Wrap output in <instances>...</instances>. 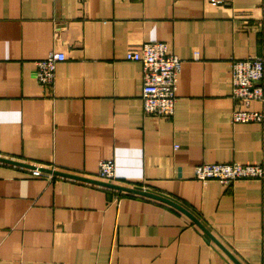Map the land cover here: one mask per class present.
Returning a JSON list of instances; mask_svg holds the SVG:
<instances>
[{
  "label": "crops",
  "instance_id": "0c3cea01",
  "mask_svg": "<svg viewBox=\"0 0 264 264\" xmlns=\"http://www.w3.org/2000/svg\"><path fill=\"white\" fill-rule=\"evenodd\" d=\"M264 0H0V156L167 196L242 263L264 264V178L195 177L205 162L264 166L263 121L233 122L232 58L264 54ZM182 59L175 112L146 114L143 66ZM63 52L49 88L37 62ZM0 160V264H238L174 206ZM98 179V178H97Z\"/></svg>",
  "mask_w": 264,
  "mask_h": 264
},
{
  "label": "built area",
  "instance_id": "2783aa9c",
  "mask_svg": "<svg viewBox=\"0 0 264 264\" xmlns=\"http://www.w3.org/2000/svg\"><path fill=\"white\" fill-rule=\"evenodd\" d=\"M264 16V3H263ZM63 52L52 51L37 62V78L41 84L51 86L56 78V68L65 60ZM128 61L140 62L143 66V88L141 99L146 114L170 117L175 112L179 75L182 59L172 52L165 41L143 42L139 47L130 48L126 53ZM232 76V96L245 105L253 101L262 104L261 110L238 108L233 111V122L263 121L264 119V54L246 58H232L230 61ZM31 172L35 176L50 179L58 176L53 172L43 171L41 165H35ZM56 169L53 167H48ZM97 178L115 182L116 165L112 159L99 162ZM195 177L201 180L217 179L225 185L244 178H264V166L243 164L240 162H205L195 168Z\"/></svg>",
  "mask_w": 264,
  "mask_h": 264
},
{
  "label": "water",
  "instance_id": "95a60500",
  "mask_svg": "<svg viewBox=\"0 0 264 264\" xmlns=\"http://www.w3.org/2000/svg\"><path fill=\"white\" fill-rule=\"evenodd\" d=\"M0 160L1 161H5V162H9V163H14L17 165H22V166H29L30 168H35V165L32 164H28L19 160H14L11 158H6V157H1L0 156ZM41 169L43 171H47V172H53L54 174L57 175H61V176H67V177H71L77 180H82V181H87V182H91V183H96V184H100L103 186H107L110 188H114L117 189L119 191H123V192H128V193H135V194H139V195H143V196H148L163 202H166L172 206H174L175 208L181 210L183 213L187 214L188 216H190L197 224H199L238 264H242L200 221L199 219L192 213L190 212L187 208H185L184 206L180 205L178 202L174 201L173 199L161 195V194H157L154 192H150L144 189H140V188H134V187H129V186H125V185H121L115 182H108V181H104L101 179H97V178H93V177H88V176H82V175H78V174H73V173H69V172H65L62 170H58V169H51L48 167H41Z\"/></svg>",
  "mask_w": 264,
  "mask_h": 264
}]
</instances>
